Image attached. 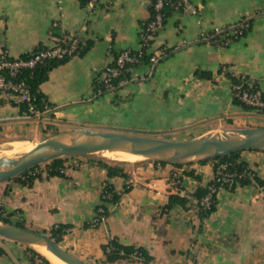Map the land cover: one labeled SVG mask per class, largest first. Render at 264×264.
Returning <instances> with one entry per match:
<instances>
[{"label": "crops", "instance_id": "0c3cea01", "mask_svg": "<svg viewBox=\"0 0 264 264\" xmlns=\"http://www.w3.org/2000/svg\"><path fill=\"white\" fill-rule=\"evenodd\" d=\"M180 1L181 9L154 37L155 47L172 50L153 73L117 93L94 96L100 70L117 52L139 47L149 0H98L94 9L82 0H0V51L12 57L49 45L51 36L76 35L88 43L83 53L50 69L39 86L53 105L52 117L46 112L42 117L51 121L20 114L0 92V144L38 140L55 131L52 124L169 140L252 127L243 122L247 111L232 102L222 69L246 78L264 95V0ZM241 19L250 20L248 31L227 45L203 38ZM147 71V65L134 68L137 74ZM199 71L207 76H198ZM239 159L256 179L218 190L214 210L202 219L191 198L186 205L167 209L166 204L171 194L189 196L206 185L214 161L175 166L136 159L118 164L121 173L109 175L97 156L70 155L59 175L41 168L30 185L0 182V198L26 227L44 231L69 224L60 246L93 264H100L112 237L144 248L150 264H264V151L243 150ZM106 184L120 198L91 226ZM31 257L26 245L0 237V264H31Z\"/></svg>", "mask_w": 264, "mask_h": 264}, {"label": "trees", "instance_id": "16d2710c", "mask_svg": "<svg viewBox=\"0 0 264 264\" xmlns=\"http://www.w3.org/2000/svg\"><path fill=\"white\" fill-rule=\"evenodd\" d=\"M82 1L86 3V0H82ZM155 3H156V0H149V4L147 6V16L141 21V33L145 32L144 31L145 28L150 23V21L154 19L157 13H160L161 15L162 27H163L167 19L176 10H180L181 7L183 6L180 0H162L161 7L159 9H156ZM249 27H250V20L239 21L235 23L234 25H232L231 27L225 28L223 32L221 33H216L212 35L213 33L210 32L212 35L211 40H213L214 42V39H218L217 41H215V42H218L220 39L219 36L222 35L223 33L228 34L229 37H231L233 40H236L240 36L244 35L248 31ZM157 33L158 31H156L154 35ZM78 41H79L78 47L76 48L74 54H81L88 47V43H85L79 37H78ZM143 42H146V45L142 44L140 46L141 47L140 49L129 50L131 54H135V55H137L139 50L141 51V56L138 58V61L135 63H129V62L124 63L123 67L120 68L119 73L116 76L111 77L110 82L113 86L112 89L108 90L104 88V85L101 79L99 78L100 77V73H99V76L96 78L93 84L92 92L94 96H100V95H104V94H108L112 92L114 93L118 91V89H120L124 85L123 83H126L131 79V70L140 65H147L149 67L151 66V69H152L153 66L149 62V57L152 55V52L149 50V48L151 47V43L153 42V39H147L146 41H143ZM45 47L46 46L44 45H40L38 47H35L31 51H28L20 56L26 57L28 56L30 52H35ZM160 48L162 51V55H160L157 58L158 62L164 59L172 50L171 48H165V47H160ZM120 52H117L114 55L113 61L108 64L109 66L115 65L116 57ZM71 56H65L62 58H49L43 61L42 63L35 65L33 68L22 69L16 74V76L14 77V80L24 81V83L28 87V92H29L28 100L22 99L18 103H13L14 105L18 107L20 114H23L25 111H27L28 106L31 105L34 109L38 111L46 112L45 115L48 116L49 118L52 117L51 109L53 108V105L47 101L45 95L40 91L39 86L43 81L47 79L48 72L50 71V69H52L58 64L65 62ZM198 76L206 77L207 74L203 71H199ZM228 77L232 85L239 84L241 85V89L259 90L258 87L254 83L250 84L244 77L234 76L230 74H228ZM235 91H236L235 89H232V93H233L232 102L236 105L241 106L245 110H250V107L245 105V103H243L239 99L238 95L234 94ZM7 97L11 99L10 96H7ZM261 99L264 102V95L262 94H261ZM260 110L261 112H264V107L261 108ZM240 152L241 151H238V152L230 153L222 157L202 160L200 162L214 161V170L219 164H226L228 171H233L236 173V175L233 177V180H234L233 184L230 187L225 186V189H232L237 184L242 185V184H245L251 181V179H256L255 172L254 173L252 172L251 168L247 165L245 161H242L239 159ZM66 157L68 156L57 157L45 163L44 169L47 175H59L62 172V161ZM98 158H99L100 164L106 167L109 175L121 173L118 167V164L120 163H115L111 165V164L106 163V160L103 157H98ZM175 166H181V165H175ZM35 168L36 167L20 173L16 177H13L12 180L30 185L31 182L35 178H40L41 176L39 171L37 172L35 171ZM251 173L253 176L252 178L249 177L251 176ZM213 183H215L214 175H213V178L206 185L195 188V190L189 196H180L178 194H171L168 198L166 208L169 209L174 204L186 205V202H188L191 198L193 199L192 203L195 206L197 215L201 219L208 216L214 210L215 202H216V195L214 196V202L209 207H203L202 205H200V199L207 192L208 185L213 184ZM104 190L106 191V194L104 195V192L101 193L100 201L95 207L93 217H101V216L106 217L111 211L110 205L116 204L120 198L121 193L116 191L111 185L106 184L104 187ZM98 208H101L102 210L98 211ZM10 214L11 213H8V215ZM0 221L11 222L8 216H2V215H0ZM13 223L23 226L22 221H17ZM69 228H70L69 224L60 223V224H57L51 227L49 229V232L51 233V237L54 238L56 242H59L62 238V235ZM28 249L32 255L31 264H33L34 257H38L42 259L46 264H49L48 261L44 257H42L37 251H35L34 249L30 247H28ZM103 251H104V258L100 261V264H120V262H123V261L124 262H141L142 264H150V261H151L150 255L146 252L144 248L140 246L122 244L118 241V239L114 237L110 238L108 242L103 246Z\"/></svg>", "mask_w": 264, "mask_h": 264}, {"label": "water", "instance_id": "95a60500", "mask_svg": "<svg viewBox=\"0 0 264 264\" xmlns=\"http://www.w3.org/2000/svg\"><path fill=\"white\" fill-rule=\"evenodd\" d=\"M27 142L32 143V147L24 153L0 156V182L61 156L122 152L140 156V159L186 165L243 150L264 151V126L221 128L184 140L75 128ZM2 149L10 148L5 146ZM0 237L32 249L34 245H43L67 264H93L64 249L42 230L1 221Z\"/></svg>", "mask_w": 264, "mask_h": 264}, {"label": "built area", "instance_id": "2783aa9c", "mask_svg": "<svg viewBox=\"0 0 264 264\" xmlns=\"http://www.w3.org/2000/svg\"><path fill=\"white\" fill-rule=\"evenodd\" d=\"M87 5L90 9H94L98 0H86ZM162 5V0H156L155 8L159 9ZM162 28V19L160 13H157L152 21L145 28V32L140 34V45L137 49H140L142 44L146 45L147 39H152L154 33ZM78 37L74 35H63L61 37L51 36V41L49 45L45 48L40 49L35 52H30L28 56H17L12 57L8 54L6 50L0 51V92L4 95L11 97L13 103H18L22 99H29L28 87L24 81H15L14 77L16 74L26 68H33L35 65L42 63L49 58H62L65 56H71L75 53L78 47ZM151 50V47L149 48ZM152 55L149 57V62L153 65L156 63L157 58L162 54L161 49L151 51ZM141 56V51L139 50L137 55L131 54L129 50H124L120 52L115 61L114 66L106 65L100 70V79L104 85L105 89H112L113 86L110 82L111 77L116 76L120 68L123 67L124 63H135ZM235 90L239 99L243 103L257 107L259 109L264 107V102L261 99V92L259 90H248L241 89V85H236ZM43 111H38L34 109L31 105L28 106L27 111L23 113L26 117L39 118L43 115ZM236 175L233 171H228L226 164H219L214 170L215 183L208 185L207 192L201 197L200 205L203 207H209L214 202V196L217 191L225 188V186L230 187L233 184V177ZM105 187V186H104ZM103 190L104 195L106 191ZM98 208V211H101ZM105 217H93L91 219L92 226L98 225ZM33 264H46L42 259L34 257Z\"/></svg>", "mask_w": 264, "mask_h": 264}, {"label": "rangeland", "instance_id": "374dc122", "mask_svg": "<svg viewBox=\"0 0 264 264\" xmlns=\"http://www.w3.org/2000/svg\"><path fill=\"white\" fill-rule=\"evenodd\" d=\"M245 19H241V20H239V21H244ZM239 21H237V22H239ZM237 22H235V23H237ZM235 23H233L232 25H234ZM231 25V26H232ZM230 26V27H231ZM227 28V27H226ZM225 29V28H224ZM224 29H215L214 31H212V35H214V34H216V33H221V32H223V30ZM233 32V31H232ZM231 32V33H232ZM156 35V34H155ZM155 35H154V37H155ZM212 35H211V33H209V34H206L205 36H203V38H205L207 41H209V42H212V43H215V44H220V45H222V46H225V45H227L230 41H232L233 39L231 38V37H229L228 36V34H226V33H223L222 35H220L219 36V41L218 42H215V41H217L218 39H214V42H213V40H211V37H212ZM154 37L152 38L153 39V41H154ZM153 43L154 42H152L151 43V50L150 51H153L154 49L155 50H157V49H161L160 47H155L154 45H153ZM162 55V54H161ZM157 62H158V60L156 61V63L155 64H153L152 66V69H151V66L149 67L148 66V71L145 73V74H137V73H135L134 72V69H132L131 70V79L128 81V82H126V83H123L124 85L122 86V87H124L126 84H128L129 82H131V81H143L144 80V78H146V77H149L152 73H153V69H154V67H155V65L157 64ZM223 70V73H225L226 74V76H228V74H230V75H234V76H239V75H236V74H234V73H232L231 71H227L226 69H222ZM251 84V83H250ZM236 85H239V84H231V82H230V91H231V94L233 95V93H232V89H235L234 87L236 86ZM121 87V88H122ZM120 88V89H121ZM120 89H118V90H120ZM114 93H117V91L116 92H114ZM113 92L112 93H110V94H114ZM235 95H237V92L235 91V93H234ZM241 100V99H240ZM242 101V100H241ZM245 105H247V104H245ZM247 106H249V105H247ZM250 107V110H245L244 109V111H247V116L248 117H246L244 120H243V122H245V125H253V126H264V116H263V114H264V112H261V110L259 109V108H257V107H252V106H249ZM42 117V116H41ZM41 117H39V118H41ZM43 118V120H47L48 121V117H42ZM48 118V119H47ZM49 121H51L50 119H49ZM50 124H52V122H49ZM49 124V125H50ZM51 126H53L54 128L53 129H51V130H55L56 132L57 131H61L64 127H62V126H60L59 124H52ZM50 129V128H49ZM54 131V132H55ZM49 132H51V131H49ZM130 134H136V135H141V134H143V133H140V132H137V133H130ZM21 141H24L25 142V146H24V148L23 149H19V148H17L16 149V151L17 152H13V153H11L10 152V155H8V156H10V157H12V156H15V155H19V154H22V153H24L29 147H32V143H30V142H27V141H25V140H21ZM5 146H7V147H9L10 149H11V146H10V143H3V144H0V153H3L4 155L8 152V150L9 149H2L3 147H5ZM4 151V152H3ZM97 157H103L104 159H106V160H108V161H113V162H116V163H122V162H124V161H122V160H115V159H112V158H109V157H107V156H105V155H97ZM47 163V162H46ZM43 169V168H45V163H43V164H41V165H39V166H37L36 168H35V171L37 172V171H40V169ZM252 170V169H251ZM252 172L254 173V171L252 170ZM45 173V172H44ZM254 175V174H253ZM249 177H253L252 176V173H251V176H249ZM2 185L3 184H0V191H1V189H3L2 188ZM115 205V204H114ZM113 205V206H114ZM112 205H110V207H111ZM0 215H2V216H8L9 217V220H11V222H17L18 220H15L12 216H10V215H8V209H6V207L4 206V202H2V200H1V198H0ZM1 222V221H0ZM90 225L92 226V224H91V221H90ZM23 226H26L25 224H23ZM47 234H49L50 236H51V233L49 232V230H44ZM54 239V238H53ZM60 242V241H59ZM59 242H57L58 244H59ZM35 251H37V250H35ZM38 252V251H37ZM39 253V252H38ZM42 257H44L41 253H39ZM45 258V257H44ZM46 259V258H45ZM47 260V259H46ZM48 263L50 264V262L48 261ZM120 264H142L141 262H120Z\"/></svg>", "mask_w": 264, "mask_h": 264}, {"label": "bare ground", "instance_id": "6f19581e", "mask_svg": "<svg viewBox=\"0 0 264 264\" xmlns=\"http://www.w3.org/2000/svg\"><path fill=\"white\" fill-rule=\"evenodd\" d=\"M212 131L215 132V130H212ZM25 145L26 144L24 141H18V142L10 143L11 149H9L5 155L3 153H0V156L9 157L8 155H10V152L11 153L17 152L16 151L17 148L23 149ZM30 148L31 147H29L27 150H29ZM100 154L105 155V156L112 158V159H115V160L133 161L136 159H140V156L131 155V154L122 153V152H107L106 151V152H102ZM33 248L35 250H37L39 253H41L47 259V261H49L51 264H67L64 260H62L61 258L56 256L53 252L48 250L43 245H34Z\"/></svg>", "mask_w": 264, "mask_h": 264}]
</instances>
